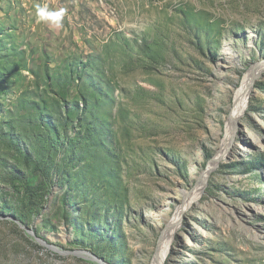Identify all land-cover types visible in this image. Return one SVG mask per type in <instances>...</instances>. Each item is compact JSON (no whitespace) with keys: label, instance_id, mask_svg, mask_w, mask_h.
<instances>
[{"label":"rangeland","instance_id":"1","mask_svg":"<svg viewBox=\"0 0 264 264\" xmlns=\"http://www.w3.org/2000/svg\"><path fill=\"white\" fill-rule=\"evenodd\" d=\"M38 5L66 9L62 26L39 21ZM0 23V54L18 69L0 90L3 115L21 95L44 94L46 73L101 60L119 109L114 196L125 209L101 231L112 264H152L163 238V264H264V0H0ZM247 75L244 113L229 129ZM4 173L0 163V188ZM51 224L34 233L49 248L0 221V264H97L74 254L89 250L73 243L70 221Z\"/></svg>","mask_w":264,"mask_h":264},{"label":"trees","instance_id":"2","mask_svg":"<svg viewBox=\"0 0 264 264\" xmlns=\"http://www.w3.org/2000/svg\"><path fill=\"white\" fill-rule=\"evenodd\" d=\"M2 27L0 23L1 36ZM8 57L0 54V83L6 84L1 91L18 72ZM100 62L93 57L64 64L44 75L46 89L37 100L23 94L8 115L0 109V163L8 183L0 188V221L21 232L16 219L38 234L55 230L51 221L62 216L80 236L75 245L112 264L103 254L109 238L101 231L113 216L120 221L125 209L114 196L117 155L111 119L119 109L113 113L116 97ZM55 188L59 196L51 199ZM73 212L89 225L86 231ZM105 213L109 217L103 218ZM86 237L95 242L86 243Z\"/></svg>","mask_w":264,"mask_h":264},{"label":"bare ground","instance_id":"3","mask_svg":"<svg viewBox=\"0 0 264 264\" xmlns=\"http://www.w3.org/2000/svg\"><path fill=\"white\" fill-rule=\"evenodd\" d=\"M252 81H253V79L250 77V75L245 76V78L243 80V85H242L241 91L236 95V98H235V108L233 110V114L230 117L229 121L227 122V125H228L229 129L231 127L235 126V122L237 121L238 116L239 115L241 116L244 113L243 110L245 109L246 99L248 97V94H249V91H250V87L252 85ZM240 116H239V118H240ZM231 136H232V134H230V130H229V134L227 135L226 139L223 142V147H221L219 149L217 155L214 158V161H212L210 163V165L207 167V169L205 171V175L206 176H208V174L215 168V166L218 163V161L216 162V160L219 157H221V154L225 153L227 151V148L229 147V144H230V141H231ZM201 185H202V183L198 184L196 189L198 190L201 187ZM194 195H197L196 192H195ZM156 216H157V218L159 220V219H161L162 215H161V213H157ZM167 250H168V242L165 241V239L163 238L159 242L158 248L156 250L155 258H154V261L152 262V264H163L164 263V259L166 257Z\"/></svg>","mask_w":264,"mask_h":264},{"label":"clouds","instance_id":"4","mask_svg":"<svg viewBox=\"0 0 264 264\" xmlns=\"http://www.w3.org/2000/svg\"><path fill=\"white\" fill-rule=\"evenodd\" d=\"M66 14V9L49 10L47 6H37L36 15L39 21L47 22L50 25L60 28L62 26V20Z\"/></svg>","mask_w":264,"mask_h":264},{"label":"water","instance_id":"5","mask_svg":"<svg viewBox=\"0 0 264 264\" xmlns=\"http://www.w3.org/2000/svg\"><path fill=\"white\" fill-rule=\"evenodd\" d=\"M234 136V135H233ZM233 139V137H232ZM230 146H231V143H230ZM214 161V158L211 160V162ZM13 221H15L22 229H24L29 235H31L38 243L42 244V245H45L49 248H52L50 245H47L44 241H42L40 238L36 237L35 234H34V231L31 227H26V226H23L20 222H18L16 219H12ZM54 249V248H53ZM55 250V249H54ZM58 251V250H57ZM61 252V251H59ZM65 253V252H64ZM74 254L76 255H84L86 257H88L89 259L95 261L97 264H110V263H106L104 262L103 259H99L97 258L95 255H93L92 253L88 252V251H81V250H78V251H75Z\"/></svg>","mask_w":264,"mask_h":264}]
</instances>
